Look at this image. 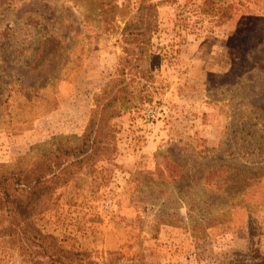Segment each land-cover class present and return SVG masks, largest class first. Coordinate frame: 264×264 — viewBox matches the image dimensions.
I'll return each mask as SVG.
<instances>
[{"label":"rangeland","instance_id":"obj_1","mask_svg":"<svg viewBox=\"0 0 264 264\" xmlns=\"http://www.w3.org/2000/svg\"><path fill=\"white\" fill-rule=\"evenodd\" d=\"M115 36L84 23L71 0H0V173L82 151L117 68ZM152 49L151 99L112 120L117 151L97 166L106 170L58 187L36 207L37 227L108 264H255L264 256V0H169ZM168 159L187 166L184 179L160 174ZM220 175L243 191L231 205L216 193ZM0 264L27 263L0 241Z\"/></svg>","mask_w":264,"mask_h":264},{"label":"trees","instance_id":"obj_2","mask_svg":"<svg viewBox=\"0 0 264 264\" xmlns=\"http://www.w3.org/2000/svg\"><path fill=\"white\" fill-rule=\"evenodd\" d=\"M71 2L73 6L83 9L84 23L96 27L101 34L116 35L121 53L115 74L105 82L102 93L97 97L93 123L84 136L87 145L79 154L69 156V151L55 153L38 166L0 173V241L10 243L27 264H108L103 256L94 251L68 247L65 239L42 233L37 227L35 210L40 203L47 204L58 187L64 188L74 180L79 181L81 173L101 174V170H106L97 166L103 159H111L117 151L116 144H112L115 141L114 129L111 130L112 120L151 99L149 87L155 81V71L150 65L153 38L159 29V7L169 0ZM165 167L162 170H166L167 174L164 171L160 174L172 181L186 175L187 166L176 160L168 159ZM178 170L180 172L177 173ZM150 174L155 175L154 172ZM203 174L201 169L197 175L199 181L203 180ZM213 175L215 172L208 171L206 177L211 179ZM223 178L220 175V187H217L219 190L216 193L229 195L231 205V200L243 191L236 190L227 176L224 181ZM182 190L183 187L180 193ZM204 198L213 203L211 194L205 193ZM162 221L165 224L176 222L169 217ZM255 264H264V256Z\"/></svg>","mask_w":264,"mask_h":264}]
</instances>
